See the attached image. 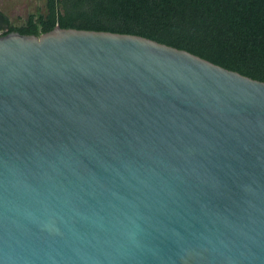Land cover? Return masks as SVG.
I'll return each mask as SVG.
<instances>
[{"label": "water", "instance_id": "95a60500", "mask_svg": "<svg viewBox=\"0 0 264 264\" xmlns=\"http://www.w3.org/2000/svg\"><path fill=\"white\" fill-rule=\"evenodd\" d=\"M0 264H264V82L139 35L0 36Z\"/></svg>", "mask_w": 264, "mask_h": 264}, {"label": "trees", "instance_id": "16d2710c", "mask_svg": "<svg viewBox=\"0 0 264 264\" xmlns=\"http://www.w3.org/2000/svg\"><path fill=\"white\" fill-rule=\"evenodd\" d=\"M56 26L139 35L264 82V0H46L21 25L3 18L0 36Z\"/></svg>", "mask_w": 264, "mask_h": 264}, {"label": "rangeland", "instance_id": "374dc122", "mask_svg": "<svg viewBox=\"0 0 264 264\" xmlns=\"http://www.w3.org/2000/svg\"><path fill=\"white\" fill-rule=\"evenodd\" d=\"M46 0H0V13L11 25H21L28 15L45 6ZM1 18V21H3Z\"/></svg>", "mask_w": 264, "mask_h": 264}, {"label": "flooded vegetation", "instance_id": "af4514ba", "mask_svg": "<svg viewBox=\"0 0 264 264\" xmlns=\"http://www.w3.org/2000/svg\"><path fill=\"white\" fill-rule=\"evenodd\" d=\"M0 21H1V18H0Z\"/></svg>", "mask_w": 264, "mask_h": 264}]
</instances>
